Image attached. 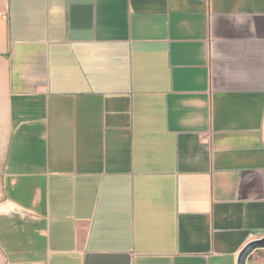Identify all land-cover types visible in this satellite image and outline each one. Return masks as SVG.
<instances>
[{
	"label": "crops",
	"instance_id": "obj_1",
	"mask_svg": "<svg viewBox=\"0 0 264 264\" xmlns=\"http://www.w3.org/2000/svg\"><path fill=\"white\" fill-rule=\"evenodd\" d=\"M251 233L264 0H0V264H239Z\"/></svg>",
	"mask_w": 264,
	"mask_h": 264
},
{
	"label": "water",
	"instance_id": "obj_2",
	"mask_svg": "<svg viewBox=\"0 0 264 264\" xmlns=\"http://www.w3.org/2000/svg\"><path fill=\"white\" fill-rule=\"evenodd\" d=\"M258 249H264V237L256 238L247 243L239 257V264H247L250 256Z\"/></svg>",
	"mask_w": 264,
	"mask_h": 264
},
{
	"label": "rangeland",
	"instance_id": "obj_3",
	"mask_svg": "<svg viewBox=\"0 0 264 264\" xmlns=\"http://www.w3.org/2000/svg\"><path fill=\"white\" fill-rule=\"evenodd\" d=\"M250 264H264V249H258L254 252Z\"/></svg>",
	"mask_w": 264,
	"mask_h": 264
},
{
	"label": "built area",
	"instance_id": "obj_4",
	"mask_svg": "<svg viewBox=\"0 0 264 264\" xmlns=\"http://www.w3.org/2000/svg\"><path fill=\"white\" fill-rule=\"evenodd\" d=\"M250 237L252 238L251 240L256 239L254 233H251ZM251 240H250V241H251Z\"/></svg>",
	"mask_w": 264,
	"mask_h": 264
}]
</instances>
